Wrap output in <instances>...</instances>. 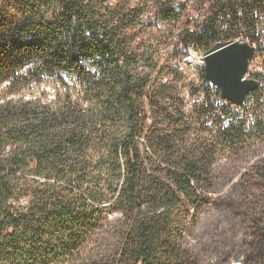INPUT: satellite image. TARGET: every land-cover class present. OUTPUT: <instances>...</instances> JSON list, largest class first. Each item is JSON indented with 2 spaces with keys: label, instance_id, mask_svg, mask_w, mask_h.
I'll list each match as a JSON object with an SVG mask.
<instances>
[{
  "label": "trees",
  "instance_id": "trees-1",
  "mask_svg": "<svg viewBox=\"0 0 264 264\" xmlns=\"http://www.w3.org/2000/svg\"><path fill=\"white\" fill-rule=\"evenodd\" d=\"M235 40L264 0H0V264H264V71L181 66Z\"/></svg>",
  "mask_w": 264,
  "mask_h": 264
},
{
  "label": "water",
  "instance_id": "water-1",
  "mask_svg": "<svg viewBox=\"0 0 264 264\" xmlns=\"http://www.w3.org/2000/svg\"><path fill=\"white\" fill-rule=\"evenodd\" d=\"M254 49L238 40L218 45L203 55L207 81L220 90L223 99L241 104L255 88V82L245 80L249 59Z\"/></svg>",
  "mask_w": 264,
  "mask_h": 264
},
{
  "label": "rangeland",
  "instance_id": "rangeland-1",
  "mask_svg": "<svg viewBox=\"0 0 264 264\" xmlns=\"http://www.w3.org/2000/svg\"><path fill=\"white\" fill-rule=\"evenodd\" d=\"M202 57L203 55H197L196 53L190 51L188 53V56L184 59V63L183 64L181 63V66L183 67V70L190 81H193L195 79L196 71L201 69L204 70V60ZM263 71H264V61L261 60L259 55L252 56L248 61L247 72L244 79L250 80L249 79L250 74H252L253 72H263ZM6 86H7V81L1 84L0 90H2ZM24 92H27L25 93L26 95H28V93L37 95L40 92L46 93L49 97L53 95L52 88L47 84L41 85L38 88L34 87L31 90H29V92L23 91V93Z\"/></svg>",
  "mask_w": 264,
  "mask_h": 264
},
{
  "label": "built area",
  "instance_id": "built-area-1",
  "mask_svg": "<svg viewBox=\"0 0 264 264\" xmlns=\"http://www.w3.org/2000/svg\"><path fill=\"white\" fill-rule=\"evenodd\" d=\"M233 264H241L240 262H236V263H233Z\"/></svg>",
  "mask_w": 264,
  "mask_h": 264
}]
</instances>
